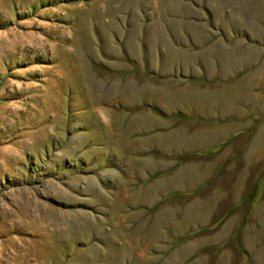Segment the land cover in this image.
I'll return each instance as SVG.
<instances>
[{"label":"rangeland","instance_id":"1","mask_svg":"<svg viewBox=\"0 0 264 264\" xmlns=\"http://www.w3.org/2000/svg\"><path fill=\"white\" fill-rule=\"evenodd\" d=\"M0 264H264V0H0Z\"/></svg>","mask_w":264,"mask_h":264}]
</instances>
